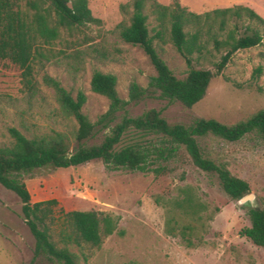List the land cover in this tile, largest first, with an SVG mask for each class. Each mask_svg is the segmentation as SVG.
<instances>
[{
  "label": "rangeland",
  "instance_id": "obj_1",
  "mask_svg": "<svg viewBox=\"0 0 264 264\" xmlns=\"http://www.w3.org/2000/svg\"><path fill=\"white\" fill-rule=\"evenodd\" d=\"M174 0H158L170 5ZM194 13L214 10L215 0H177ZM130 0H88V7L101 25L91 24L85 33L95 42L116 50L112 62L99 63L85 58L83 69L74 74L65 61L34 65L37 90L29 95L22 90L20 70L0 60V146L8 145V130L15 128L26 136L70 133L77 125L64 119L54 92L43 83V75L59 81L75 97L84 93L82 112L91 122L108 109V100L90 88L92 73L98 70L117 79L118 96L127 100L131 82L146 87L155 70L139 47L119 40L114 29L124 18L120 5ZM20 5L24 8V2ZM263 29L255 23H241ZM148 29L155 26L149 17ZM212 33L224 38L217 28ZM63 38H67L62 34ZM205 37L204 39H206ZM198 66L213 70L225 50L218 52L206 44ZM63 46L58 42L55 50ZM160 57L178 77L185 74L184 59L171 44L156 46ZM263 45L235 52L226 68L215 76L201 101L191 108L166 101L147 100L130 109L132 116L155 108L170 123H189L194 118L214 119L233 124L264 110ZM257 66L262 71L254 77ZM214 72V70H213ZM199 145L209 158L224 164L229 172L249 185L253 201L245 207L264 209V141L249 136L225 142L211 136L200 138ZM158 172L109 171L99 162L76 168L40 169L25 176L31 202L55 199L54 216L67 211H97L116 218L117 230L99 249L85 248L87 260L80 264H264V248L256 247L238 233L249 226L246 209L230 199L220 188L215 175L197 169L183 149L167 161L156 162ZM21 203L0 185V264H31L34 239L21 218ZM71 251L77 252L76 247Z\"/></svg>",
  "mask_w": 264,
  "mask_h": 264
},
{
  "label": "trees",
  "instance_id": "obj_2",
  "mask_svg": "<svg viewBox=\"0 0 264 264\" xmlns=\"http://www.w3.org/2000/svg\"><path fill=\"white\" fill-rule=\"evenodd\" d=\"M119 9L124 16L114 29L119 40L139 47L155 70L147 86L131 82L128 98L123 100L116 91V77L95 70L90 80L91 91L105 97L109 105L105 113L91 122L82 112L84 93L79 91L73 97L59 81L44 74L43 83L53 90L62 117L74 120L77 127L68 134L54 131L34 136L10 128V142L0 146V185L21 203V218L34 239L31 264H80L81 260H87L82 250L99 249L118 225L116 218L97 211L60 209L55 217V199L32 203L24 180L36 170L76 168L99 162L109 171L156 173L159 168H151L156 162L167 161L183 149L197 169L216 176L230 199L239 201L249 194L248 183L205 155L198 140L211 136L237 142L249 136L264 141V110L225 124L204 118L170 123L161 110L150 108L132 116L130 109L147 100L185 108L194 106L235 52L264 47V19L242 5L196 14L177 0L170 5L158 0H130ZM149 17L155 22L150 30ZM243 22L255 23L263 32L248 25L241 29ZM91 24L101 25V21L92 16L88 0H0V60L20 70L22 90L34 95L37 90L34 65L65 61L68 71L76 74L83 69L85 58L99 63L115 60V49H108L85 33ZM214 28L225 32L224 38L212 33ZM56 42L63 47L55 50ZM210 42L215 51L225 50L218 61L212 62L214 72L198 66L204 54L211 55L206 48ZM166 44H171L185 61L187 70L181 77L159 55L156 46ZM261 71L262 67L257 66L254 77ZM242 208L246 209L249 226L238 234L264 248V209ZM71 247L78 251H71Z\"/></svg>",
  "mask_w": 264,
  "mask_h": 264
},
{
  "label": "crops",
  "instance_id": "obj_3",
  "mask_svg": "<svg viewBox=\"0 0 264 264\" xmlns=\"http://www.w3.org/2000/svg\"><path fill=\"white\" fill-rule=\"evenodd\" d=\"M214 4L219 8H228L236 5H242L252 9L264 19V0H215Z\"/></svg>",
  "mask_w": 264,
  "mask_h": 264
},
{
  "label": "water",
  "instance_id": "obj_4",
  "mask_svg": "<svg viewBox=\"0 0 264 264\" xmlns=\"http://www.w3.org/2000/svg\"><path fill=\"white\" fill-rule=\"evenodd\" d=\"M253 201V196L251 194H248L244 197H242L238 202L242 206L250 205Z\"/></svg>",
  "mask_w": 264,
  "mask_h": 264
}]
</instances>
